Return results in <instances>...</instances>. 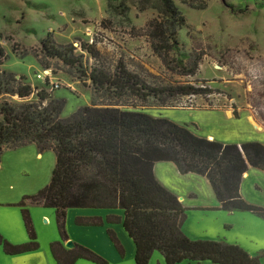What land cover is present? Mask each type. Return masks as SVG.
<instances>
[{
  "label": "trees",
  "instance_id": "1",
  "mask_svg": "<svg viewBox=\"0 0 264 264\" xmlns=\"http://www.w3.org/2000/svg\"><path fill=\"white\" fill-rule=\"evenodd\" d=\"M166 23L151 21L147 35L153 52L165 67L181 76L197 72L201 57L181 53L175 30L185 19L171 0H162ZM36 57L42 69H50V59L68 68L79 69L89 79L92 99L67 116H62L65 98L51 90L32 87L23 75L0 68V155L5 149L35 144L38 153L52 150L55 156L46 186L23 199L51 207L61 241L68 240L65 215L68 208L119 209L105 216L108 223H121L134 244V263L148 264L154 251L165 264L209 261L210 264H262L261 254L251 255L235 243L211 239H191L181 227L186 208L177 196L154 176L156 161H169L180 174L194 173L207 179L218 203L216 209L248 211L264 218V208L245 201L239 191L248 166L264 172V145L249 141L237 145L196 135L187 125L162 116L136 110L150 99L157 106L171 107L185 96H205L217 90L188 81L148 82L118 59L109 70L99 63V52L88 43L75 54L72 43L58 44L47 32L40 40ZM13 54L15 52L11 51ZM170 52L178 57H169ZM27 53L20 57H24ZM9 57L0 44V65ZM19 57V56H18ZM45 83L48 78L45 77ZM219 92V91H217ZM33 93L36 99L27 100ZM21 205V217L28 241L8 243L0 235L6 254H18L38 247L29 212ZM100 216L77 217L76 223L102 225ZM108 238L120 255L123 247L112 229ZM71 249L61 242L50 244L57 264H74L82 258L96 264L107 260L92 249L74 243ZM264 253V252H263Z\"/></svg>",
  "mask_w": 264,
  "mask_h": 264
},
{
  "label": "rangeland",
  "instance_id": "2",
  "mask_svg": "<svg viewBox=\"0 0 264 264\" xmlns=\"http://www.w3.org/2000/svg\"><path fill=\"white\" fill-rule=\"evenodd\" d=\"M171 1L185 19L175 30L180 52L201 57L192 76H181L167 69L152 50L147 24L153 20L160 24L167 22L161 12L162 0H0V44L9 55L0 68L23 75L32 87L64 97L62 116L80 105L90 104V81L82 76L80 68H68L54 59L49 60L50 69L37 64L33 55L42 57L40 40L51 32L56 43H72L74 53H82L88 63L94 60L81 50V42L91 44L99 52V63L109 70L122 59L127 68L150 83L181 80L219 91L181 97L171 107L157 106L150 99L136 110L187 125L199 136L213 132L225 144L264 140V0ZM170 53L169 57H178L177 53ZM35 99V93L27 98ZM224 111L230 112V118H223ZM251 121L261 130L256 131ZM54 162L52 150L38 153L33 143L1 153L0 235L12 245L28 241L20 212L19 203L23 202L38 247L8 255L0 245V264H57L50 251L51 243L61 242L54 209L23 199L48 184ZM259 173L253 168L244 173L242 198L264 208V180ZM186 181L193 188L198 186L202 193L198 201L183 199L184 229H190L199 239L234 241L246 252L261 254L260 262L264 264V218L248 211L227 212L214 207L201 210L192 204L215 203V198L211 192L206 195L197 180ZM73 211L71 208L66 212V232L74 238L86 239L87 235L77 233L71 225ZM108 257L106 264L120 262H116L110 250ZM158 261L159 252L154 251L148 264H160ZM121 263L134 264L128 255ZM77 264L96 263L78 260Z\"/></svg>",
  "mask_w": 264,
  "mask_h": 264
},
{
  "label": "crops",
  "instance_id": "3",
  "mask_svg": "<svg viewBox=\"0 0 264 264\" xmlns=\"http://www.w3.org/2000/svg\"><path fill=\"white\" fill-rule=\"evenodd\" d=\"M223 118L224 119L230 118V112L226 111L225 113H223ZM251 124L256 131L261 130V128L255 122L251 121ZM203 137H207L208 139H215L217 141L222 142L219 138L214 136L213 132L206 133V134H204ZM233 142L237 145L241 144L240 142H237V141H233ZM258 142H260L264 145V140H259ZM222 143H225V142H222ZM249 168H253V167L248 166L247 170ZM253 169L258 170L260 172L259 173L260 176H262V178L264 180V172L258 168H253ZM247 170H246V172H247ZM153 173H154V176L156 177V179L166 189H168L170 192H172L173 194H175L177 196L178 200L182 203V205H183V199L184 198H187L188 200L194 199V200L198 201V195H199V193L200 194L202 193L201 191H199L200 188H198V186H197V188H193V186H191L189 183H187L186 180H192V181L197 180L198 185H200L202 189L206 190V192H207L206 195L209 196V192H211V194L213 195L212 197L215 198L214 194L212 192V189L210 187V184L208 183V181L205 177L200 176L198 174H194V173L180 174L177 171L174 164L169 162V161H156V162H154ZM245 175L246 174H243L242 178ZM171 180H173L174 182H171ZM241 182H242V180H241ZM194 183H196V182H194ZM239 191H240L241 196H243L241 183H240ZM214 200H215V203H214V201H212L213 203L200 201V202H195V204H192V205L197 206L201 210H209V209H213V207L215 208L218 206L216 199H214ZM68 209H71V208H68ZM68 209H66V212L68 211ZM72 209H74V211L72 213L73 219L71 217V219H72L71 225L74 227V229L77 233L87 235V238L86 239L74 238L72 235L67 233L68 239H71L74 243H78L80 245H84V246L92 249L93 251H95L96 253L101 255L103 258H105L107 260V263L109 261V257H108L109 250L112 252L113 257H115L116 262H118L120 260V262L118 264H122L121 262L126 257V255L131 257L133 259V262H134V244H133L132 240L130 239V237L127 235V233L124 231L121 223H108L105 221V216L108 214H115V215H118L121 217L122 212L119 209H97V208H72ZM227 212H231V211H227ZM90 216H100L104 220L103 224L102 225H84V224L76 223L77 217H90ZM107 229H112L115 232L118 240L120 241V243L123 247V250H124L123 255H120L118 253V251L115 249L112 242L108 238V235L106 232ZM181 229L184 232V234L187 235L189 238L199 239L198 236H194L195 234L190 229L186 228V230H185L183 227V224H182ZM201 239H208V238H201ZM64 242L65 241H61V244L63 246H64ZM229 243H235V242L229 241ZM248 253L251 254L250 252H248ZM10 255H13V254H10ZM159 255H160V262L159 261L158 262L160 264H162L161 261L164 262V259H163L161 254H159ZM251 255H255V254H251ZM78 260H86V259L78 258V259H76L74 264H77ZM184 261L191 263V264H210L209 261H205V260L199 261V262L183 260V261L179 262L178 264H181ZM164 264H165V262H164Z\"/></svg>",
  "mask_w": 264,
  "mask_h": 264
},
{
  "label": "water",
  "instance_id": "4",
  "mask_svg": "<svg viewBox=\"0 0 264 264\" xmlns=\"http://www.w3.org/2000/svg\"><path fill=\"white\" fill-rule=\"evenodd\" d=\"M75 246L74 242H72L71 240H66L64 242V247L67 249H71Z\"/></svg>",
  "mask_w": 264,
  "mask_h": 264
}]
</instances>
